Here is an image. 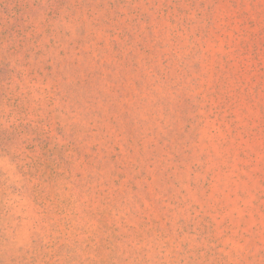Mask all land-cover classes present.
<instances>
[{
    "label": "rangeland",
    "instance_id": "1",
    "mask_svg": "<svg viewBox=\"0 0 264 264\" xmlns=\"http://www.w3.org/2000/svg\"><path fill=\"white\" fill-rule=\"evenodd\" d=\"M0 264H264V0H0Z\"/></svg>",
    "mask_w": 264,
    "mask_h": 264
}]
</instances>
